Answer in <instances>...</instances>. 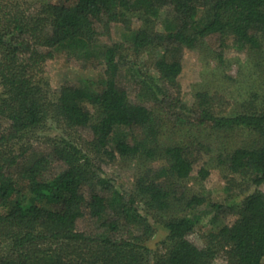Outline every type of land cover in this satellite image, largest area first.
<instances>
[{"label": "trees", "instance_id": "trees-1", "mask_svg": "<svg viewBox=\"0 0 264 264\" xmlns=\"http://www.w3.org/2000/svg\"><path fill=\"white\" fill-rule=\"evenodd\" d=\"M134 19L131 49L158 52L157 77L141 81L150 102H132L118 79L121 45L100 40ZM229 46L264 64V0H0V264H264V95L235 113L217 93L197 92L190 107L180 97L183 51L222 60ZM63 50L104 59L99 88L50 95L46 66ZM51 124L61 134L47 136ZM167 128L187 137L164 144ZM204 153L228 181L243 180L240 202L210 204L189 187ZM118 157L136 162L131 191L101 177L100 164ZM204 205L214 220L236 219L199 246ZM151 220L167 233L154 252Z\"/></svg>", "mask_w": 264, "mask_h": 264}, {"label": "rangeland", "instance_id": "rangeland-1", "mask_svg": "<svg viewBox=\"0 0 264 264\" xmlns=\"http://www.w3.org/2000/svg\"><path fill=\"white\" fill-rule=\"evenodd\" d=\"M169 13L166 9L161 12L157 20L158 30H164V22ZM140 25L141 23L136 19L132 21L131 29L126 28L122 23H114L110 31L100 38L101 45H121V54L117 57L120 63L118 79L126 86L134 103L152 100L150 93L146 87H143L141 81L146 76L157 77L152 66V59L158 52L144 51L136 54L131 49L133 32ZM105 68L103 58L100 60L83 59L63 50L47 63L44 78L49 87L50 95L56 96L60 88L67 84L90 85L93 88H99ZM178 81L181 91L180 97L184 106L190 107L194 104L197 92L210 91L223 96L230 104L229 111L235 113L242 111L243 107L256 95L260 97L264 95V64L261 65L258 56L237 52L232 46L227 47L222 60L198 50L185 49L182 53V72ZM260 100L259 98L257 102ZM121 133L122 130L116 129L114 134L119 135ZM58 134H61L59 127L51 124L46 135L54 137ZM193 134L194 132L188 136L198 135V133ZM186 137L183 132L167 128L161 134L160 140L164 144H170ZM211 154L204 153V156L195 165L196 171L201 167L206 168L209 171V176L204 181H200L196 179L197 172L195 171L194 177H196L189 180V187L193 192L205 196L207 203L210 204L240 202L248 193H242L244 186H246L243 184V180L236 176L234 181H228L231 176L215 164ZM100 165L102 168L101 177L113 185L116 190L123 192L134 189L137 173L135 161H126L118 157L114 161H104ZM157 165L158 163L155 166ZM252 190L250 189V191ZM207 205L198 209L200 221L191 237V240L199 246H204L203 237L208 230L219 228L224 224H232L236 219L235 216H228L224 220H214L213 213ZM142 213L145 214L144 211ZM151 222L157 230L155 235L146 242V245L154 252L163 248L167 233L153 220ZM6 250L7 247H0V253L6 252ZM214 264L227 263L223 256H219Z\"/></svg>", "mask_w": 264, "mask_h": 264}]
</instances>
